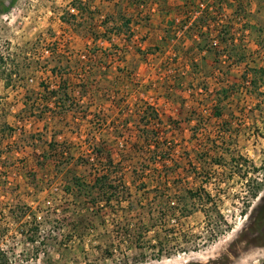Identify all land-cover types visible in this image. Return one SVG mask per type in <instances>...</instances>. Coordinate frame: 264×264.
Returning a JSON list of instances; mask_svg holds the SVG:
<instances>
[{
	"label": "rangeland",
	"instance_id": "1",
	"mask_svg": "<svg viewBox=\"0 0 264 264\" xmlns=\"http://www.w3.org/2000/svg\"><path fill=\"white\" fill-rule=\"evenodd\" d=\"M262 263L264 0H0V264Z\"/></svg>",
	"mask_w": 264,
	"mask_h": 264
},
{
	"label": "trees",
	"instance_id": "2",
	"mask_svg": "<svg viewBox=\"0 0 264 264\" xmlns=\"http://www.w3.org/2000/svg\"><path fill=\"white\" fill-rule=\"evenodd\" d=\"M256 173H258L259 171H261V168H255ZM246 181V180H245ZM261 181V180H260ZM262 183V182H261ZM261 183L257 182L256 187H254V190H252L253 192H250V198L251 199H255L257 197V195L259 194V192L261 191ZM99 185V184H96ZM100 185H105V183H101ZM107 188V187H106ZM104 188V189H106ZM253 189V188H252ZM107 190H111V188H108ZM204 196L206 197L207 201H210L211 198L208 194H204ZM213 233V232H212ZM162 251V250H161ZM264 264V263H262Z\"/></svg>",
	"mask_w": 264,
	"mask_h": 264
}]
</instances>
